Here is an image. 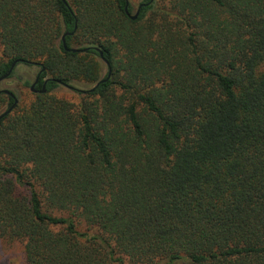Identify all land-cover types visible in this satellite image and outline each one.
<instances>
[{"label": "trees", "instance_id": "1", "mask_svg": "<svg viewBox=\"0 0 264 264\" xmlns=\"http://www.w3.org/2000/svg\"><path fill=\"white\" fill-rule=\"evenodd\" d=\"M142 1L0 0V78L43 69L0 119V241L23 264H264V0Z\"/></svg>", "mask_w": 264, "mask_h": 264}, {"label": "rangeland", "instance_id": "2", "mask_svg": "<svg viewBox=\"0 0 264 264\" xmlns=\"http://www.w3.org/2000/svg\"><path fill=\"white\" fill-rule=\"evenodd\" d=\"M142 0H129L132 7V14L136 12ZM2 47L0 46V54ZM40 70L39 65H30L21 63L15 69V74L0 82V90L7 88L12 90L19 99V104L25 106L35 99V91L31 90V84L35 80ZM29 81V84H25ZM92 83L85 81H77L75 86L80 89H89ZM54 94L59 97L71 100H78V94L70 87L61 86L55 89ZM7 104L3 103L0 107V113L5 111ZM13 247H6L3 241H0V264H23L22 248L19 245H12Z\"/></svg>", "mask_w": 264, "mask_h": 264}, {"label": "water", "instance_id": "3", "mask_svg": "<svg viewBox=\"0 0 264 264\" xmlns=\"http://www.w3.org/2000/svg\"><path fill=\"white\" fill-rule=\"evenodd\" d=\"M145 4H146V3H142V4L139 6V8L136 10V12H135L134 14H132V13H130L129 10H128L129 0H127L126 10H127V12H129L130 17H131L132 19H137L138 16H139V14H140V8H141L143 5H145ZM69 33H73V32H67V33H65V34L62 36L63 41H64V45H65L66 48H68V47L66 46V41H65V39H66V35L69 34ZM69 49L72 50V51H78V50H79L78 48H69ZM96 49L99 50L100 54L102 55L101 49H100L99 47H96ZM104 60H105V59H104ZM105 62H106L107 64H109L108 61H105ZM16 64H17V61H15V62L12 64V67H11L10 71H9L7 74H5L3 77L0 78V82L3 81L4 79L8 78V77L10 76V74H11L12 70L14 69V67L16 66ZM42 71H43V69H41V71L38 72V74H37L35 80H34L33 83L31 84V90H33V91H37V90L35 89V86H36V84H37V83L39 82V80H40L41 72H42ZM47 80H48V79H46V80L44 81V83H43V89L41 90L42 92H46V83H47ZM0 91H3V92H5L6 94H9V95H11V96L14 98V103H13L9 108H7V110H5V111H3L2 113H0V119H2L5 115H7L9 112L12 111V109L15 107V105H17V104L19 103V99H18L17 95H16L12 90H10V89L4 88V89H1Z\"/></svg>", "mask_w": 264, "mask_h": 264}, {"label": "flooded vegetation", "instance_id": "4", "mask_svg": "<svg viewBox=\"0 0 264 264\" xmlns=\"http://www.w3.org/2000/svg\"><path fill=\"white\" fill-rule=\"evenodd\" d=\"M142 3H144V2H143V1H141V3L139 4V6H140ZM139 6H138V8H139ZM38 83H39V82H38ZM38 83H37V84H38ZM35 89H36V87H35ZM36 90H37V89H36Z\"/></svg>", "mask_w": 264, "mask_h": 264}]
</instances>
